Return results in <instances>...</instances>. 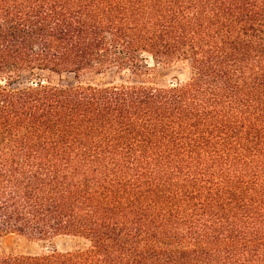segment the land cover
I'll return each mask as SVG.
<instances>
[{
  "label": "trees",
  "instance_id": "1",
  "mask_svg": "<svg viewBox=\"0 0 264 264\" xmlns=\"http://www.w3.org/2000/svg\"><path fill=\"white\" fill-rule=\"evenodd\" d=\"M0 80V238L88 242L0 264H264V0H0Z\"/></svg>",
  "mask_w": 264,
  "mask_h": 264
},
{
  "label": "rangeland",
  "instance_id": "2",
  "mask_svg": "<svg viewBox=\"0 0 264 264\" xmlns=\"http://www.w3.org/2000/svg\"><path fill=\"white\" fill-rule=\"evenodd\" d=\"M146 57L149 65H156L155 70L151 73L152 75L146 80L160 84H171L176 81H185L192 74V67L189 60L163 65L156 64L150 55H146ZM37 74L45 79H49L51 82H62L65 84H73L76 82L74 75L71 73L63 74L62 77H59V75L50 73L46 70H34L23 72L20 78L14 83V86L20 87L31 83L32 78ZM84 78H93L96 82H115L117 80L114 68L107 70L103 74H90L86 75ZM0 84H4V80H0ZM50 244H52L53 247L55 246L59 251H68L75 247L88 244V242L83 238L71 235H59L47 241H34L26 239L16 240L12 235L7 234L0 238V251L5 253L19 251L30 254H41L51 247Z\"/></svg>",
  "mask_w": 264,
  "mask_h": 264
}]
</instances>
